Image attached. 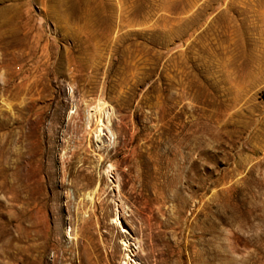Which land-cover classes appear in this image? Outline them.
<instances>
[{
	"label": "rangeland",
	"instance_id": "374dc122",
	"mask_svg": "<svg viewBox=\"0 0 264 264\" xmlns=\"http://www.w3.org/2000/svg\"><path fill=\"white\" fill-rule=\"evenodd\" d=\"M264 0H0V264H264Z\"/></svg>",
	"mask_w": 264,
	"mask_h": 264
},
{
	"label": "clouds",
	"instance_id": "9594fccd",
	"mask_svg": "<svg viewBox=\"0 0 264 264\" xmlns=\"http://www.w3.org/2000/svg\"><path fill=\"white\" fill-rule=\"evenodd\" d=\"M261 231H264V227L257 226L255 234L259 235L261 233Z\"/></svg>",
	"mask_w": 264,
	"mask_h": 264
}]
</instances>
